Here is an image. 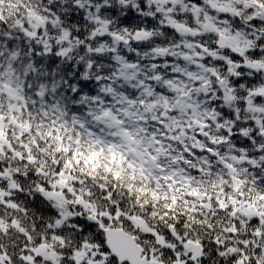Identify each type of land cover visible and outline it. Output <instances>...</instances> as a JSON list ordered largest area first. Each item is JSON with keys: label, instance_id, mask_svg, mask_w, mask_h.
Returning <instances> with one entry per match:
<instances>
[{"label": "snow or ice", "instance_id": "6c2138e0", "mask_svg": "<svg viewBox=\"0 0 264 264\" xmlns=\"http://www.w3.org/2000/svg\"><path fill=\"white\" fill-rule=\"evenodd\" d=\"M0 264H264V0H0Z\"/></svg>", "mask_w": 264, "mask_h": 264}]
</instances>
